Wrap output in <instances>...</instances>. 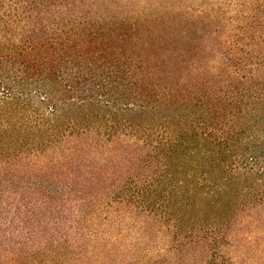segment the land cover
<instances>
[{"label": "trees", "instance_id": "16d2710c", "mask_svg": "<svg viewBox=\"0 0 264 264\" xmlns=\"http://www.w3.org/2000/svg\"><path fill=\"white\" fill-rule=\"evenodd\" d=\"M0 264H264V0H0Z\"/></svg>", "mask_w": 264, "mask_h": 264}, {"label": "rangeland", "instance_id": "374dc122", "mask_svg": "<svg viewBox=\"0 0 264 264\" xmlns=\"http://www.w3.org/2000/svg\"><path fill=\"white\" fill-rule=\"evenodd\" d=\"M195 25L197 26V28L201 29L199 32L200 33L199 35L204 38L203 43L208 44V45H213L215 43V41L212 37V34L216 29V24H214L213 21H211L209 19L207 21V23H205V24L196 23ZM223 25H225V23ZM218 28H219V26L217 27V29ZM223 28H224V26H223ZM222 30H224V29H222ZM222 30L220 29L221 34L226 33V32H223Z\"/></svg>", "mask_w": 264, "mask_h": 264}]
</instances>
